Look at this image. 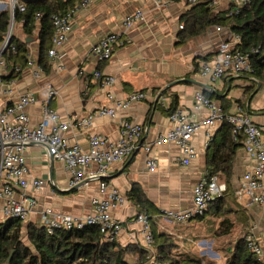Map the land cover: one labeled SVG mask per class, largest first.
<instances>
[{"label":"crops","instance_id":"0c3cea01","mask_svg":"<svg viewBox=\"0 0 264 264\" xmlns=\"http://www.w3.org/2000/svg\"><path fill=\"white\" fill-rule=\"evenodd\" d=\"M78 1L74 0L73 5ZM211 6L214 11L228 14L234 3L214 0ZM189 8L188 0H171L160 7L154 0H93L90 6L74 14L72 31L67 40L57 46L56 56L48 55V70L42 67L36 73L40 66L39 41L34 39L29 42L28 58L33 64L22 68L19 78L2 81L1 104L11 105L19 95L33 94L38 103L24 108L30 124L35 125L41 120L47 104L58 112L60 121L71 124L63 132L68 143L78 144L85 150L89 149L93 136L117 141L125 121L138 124L143 129L139 148L110 168L105 177L108 187L117 188L127 197L132 184L137 182L162 214L166 210L191 207L193 187L203 176H207L208 168H211L210 140L220 136L223 121L194 134L192 144L196 155L188 164L182 163V153L172 142L156 146L153 145L155 140L169 129V116L176 110L191 120L208 115L207 108H196L194 97L199 90L209 94L225 112H233L241 106L256 124L264 126V77L256 78L246 72L240 75L228 72L209 84L203 81L208 87L203 85L200 81L203 62L212 61L224 51L234 49L238 41L227 27L210 25L200 34L180 43L182 18ZM138 9L143 10V18L126 27L124 17ZM6 10L7 1L0 0V12ZM15 26V35L25 40L23 23L14 22ZM112 32L121 34L123 44L115 49L109 60L97 62L90 51L104 35ZM96 70L101 71L103 77H114V83L106 85L103 78L96 79ZM6 73L4 71L3 75ZM251 86L256 91L249 96L246 91ZM136 92H145L146 97L116 109L115 116L96 114L101 107H115L117 100H124ZM174 97L176 104L172 107ZM157 100L165 109L172 107V111L156 107ZM90 113L96 116L88 127L76 124ZM149 144L153 145L152 149L146 151L145 146ZM23 153L29 169L27 179L32 176L45 181L39 188L30 187L27 191L37 201L28 222L39 224L40 212L45 208H51L56 214L84 215L92 211V198L98 193L97 178L86 177L79 185L71 186L64 163L52 160L45 144L29 142L24 145ZM150 159L156 161L155 171L148 168ZM254 163L253 155L244 144L236 151L232 165L230 192L234 197H228L219 204L212 201L202 222L209 226V231L215 229L216 237H228L226 242L252 234L263 248L264 260V205L253 203L246 196L238 197L236 193L245 172L251 170ZM95 168L93 163L90 171ZM218 177L226 182L228 190L225 177ZM17 195L20 197L19 193ZM113 214L122 221L123 227L116 240L126 249L127 261L137 263L145 245L141 224L134 217L136 207L128 199L127 205L114 210ZM6 219L0 208V222ZM162 219H165L162 215L155 218V228L174 233L161 226Z\"/></svg>","mask_w":264,"mask_h":264},{"label":"built area","instance_id":"2783aa9c","mask_svg":"<svg viewBox=\"0 0 264 264\" xmlns=\"http://www.w3.org/2000/svg\"><path fill=\"white\" fill-rule=\"evenodd\" d=\"M8 11L12 19L5 41L0 48V84L3 81V73L7 71V64L3 57L4 45L10 42V37L14 28L13 15L16 9L26 10V3L30 0H6ZM93 0H79L69 10L65 12L53 13L51 19L54 26L52 37V47L48 51L49 56L58 54L57 46L67 40L72 31V21L74 14L83 8L91 5ZM235 8L247 5L250 0H230ZM157 7L167 5L170 0H154ZM38 12L36 17H42ZM142 9L124 17V25L130 27L135 21L143 18ZM183 27V26H181ZM218 30L221 27L218 26ZM237 41L239 36L235 34ZM8 42V43H9ZM123 44L120 33H108L96 43L90 55L97 62L109 60L115 49ZM33 62L28 58L27 65ZM250 55L248 52L238 48L224 51L220 57L212 61H205L200 71V79L204 82H214L231 72L240 75L253 71ZM16 70L20 71L21 66L16 65ZM42 70V66L37 67ZM83 73V70H80ZM96 79H102L106 85L114 83L112 76H102L99 70L94 71ZM209 84V83H208ZM1 94V92H0ZM146 97L145 92L129 94L124 100H117L115 107H101L96 114L115 116L116 109L127 107L134 101L142 100ZM196 108L205 107L209 113L205 118L191 120L180 110H176L169 117V129L159 135L153 145H161L172 142L182 153L181 161L188 164L196 155V150L192 144L193 136L196 132L213 127L216 122L227 120L232 125L234 136L245 135V146L255 159L251 170L245 172L243 179L236 190L238 197L246 196L253 203L264 205V126L256 124L251 116L245 112L243 107L237 106L233 112H225L212 98L208 97L202 90L195 93ZM38 103V99L33 94H21L17 101L11 105L3 106L0 102V199L1 211L6 218H17L23 223L28 222L31 210L36 206V199L27 194L28 189L39 188L45 181L29 175V169L24 157V145L29 142L45 144L52 157L62 161L66 171L69 173L70 185H79L84 178L91 177L99 180L98 193L92 198L93 209L84 215L56 214L51 208H45L40 212L39 226H44L49 233L56 228L81 229L86 225H96L102 233L106 234L109 240H115L119 232L122 231V221L114 216L113 211L126 206L128 198L117 188H109L105 177L110 168L119 162L124 161L139 148V139L143 129L138 124L125 121L120 131L117 141H111L103 136H93L90 138L88 150L83 149L78 144H69L63 136V132L71 125L59 120L58 112L45 104L44 114L41 120L31 125L29 115L24 108L27 105ZM96 114L90 113L79 119L76 124L88 127L94 120ZM10 143H14L11 145ZM151 144L145 146L146 151L152 149ZM95 163V170L90 171L91 165ZM148 168L156 170V161L150 159ZM18 189V190H17ZM227 192L226 182L218 177L203 176L193 187V205L189 208L166 210L162 216L175 223H187L196 217L207 213L209 204L222 197ZM20 194V197L17 195ZM136 221L141 224L142 240L145 248L150 253H154V234L151 222L148 217L141 213L136 216ZM247 248L253 254L262 257L263 248L252 234L244 236ZM159 264V263H156Z\"/></svg>","mask_w":264,"mask_h":264},{"label":"trees","instance_id":"16d2710c","mask_svg":"<svg viewBox=\"0 0 264 264\" xmlns=\"http://www.w3.org/2000/svg\"><path fill=\"white\" fill-rule=\"evenodd\" d=\"M195 1L197 2L182 18L180 43L200 34L210 25L227 27L239 36L235 48L250 55L254 69L246 73L256 78L264 77V0H250L248 5L239 9L231 7L228 14L214 11L211 6L214 0ZM73 4L74 0H34L27 1L25 11L15 10L14 22L23 23L26 38L21 40L15 34L11 35L10 42L3 52L7 64V73L4 74L3 80L9 81L20 77L22 71H17L16 65L19 64L21 69L26 67L28 44L34 39L39 41V65L48 70V51L52 47L55 31L51 17L53 13L67 11ZM38 12L43 14L39 19L36 17ZM11 19L8 10L0 12V48L5 41ZM255 91L256 88L251 86L246 93L251 96ZM205 92L207 93V90ZM237 102L242 104L240 100ZM175 104L174 97L172 107ZM155 105L163 111H172V107L165 109L161 106L159 100ZM232 128L227 120H223L220 136L210 140L211 168H208L207 176H224L229 184L226 196L215 200L217 204L228 197H234L230 192L233 160L236 151L245 144V135L234 136ZM71 190L75 191V188ZM127 197L136 207L134 217L141 213L145 214L151 222L154 234V253H150L146 248L142 249L137 263L127 261L126 249L116 239H107L106 234L96 225L90 224L81 229L70 230L56 228L49 233L44 226L30 222L27 226V241H25L23 222L17 218H7L0 222V264H215L211 260L206 262L201 256L179 252L180 244L173 234L155 228L154 220L162 215V212L147 197L140 184L133 183L127 192ZM204 218L205 215L191 221H202ZM224 250L226 251L224 264H264L263 257L248 250L244 236L229 239Z\"/></svg>","mask_w":264,"mask_h":264},{"label":"rangeland","instance_id":"374dc122","mask_svg":"<svg viewBox=\"0 0 264 264\" xmlns=\"http://www.w3.org/2000/svg\"><path fill=\"white\" fill-rule=\"evenodd\" d=\"M188 2L192 6L197 1L188 0ZM15 32H17L16 26L12 34H15ZM29 223L30 222L23 223V238L25 241H27L26 235ZM161 226L174 232L172 234L180 244L178 249L179 252H185L193 256H201L205 258L206 262L211 260L214 261L215 264H224V255L226 254L224 246L226 245L228 237H216L215 229L209 231V226L206 225L205 222L195 221L192 223L191 221L187 223H175L168 219H162Z\"/></svg>","mask_w":264,"mask_h":264},{"label":"water","instance_id":"95a60500","mask_svg":"<svg viewBox=\"0 0 264 264\" xmlns=\"http://www.w3.org/2000/svg\"><path fill=\"white\" fill-rule=\"evenodd\" d=\"M9 42V41H8ZM8 42L5 43L4 45V49L6 48V46L8 45ZM201 81V80H200ZM203 85L207 86V83H204L203 81H201ZM208 87V86H207ZM11 145H13L14 143H10ZM53 160V157H52Z\"/></svg>","mask_w":264,"mask_h":264}]
</instances>
